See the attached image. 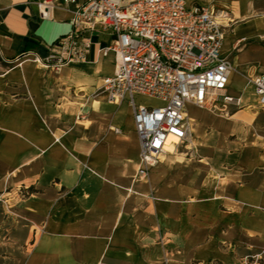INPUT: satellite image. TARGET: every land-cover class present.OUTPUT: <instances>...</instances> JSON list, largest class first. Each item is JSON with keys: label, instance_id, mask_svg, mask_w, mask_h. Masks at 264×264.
Here are the masks:
<instances>
[{"label": "crops", "instance_id": "crops-1", "mask_svg": "<svg viewBox=\"0 0 264 264\" xmlns=\"http://www.w3.org/2000/svg\"><path fill=\"white\" fill-rule=\"evenodd\" d=\"M41 1L0 0V264H264V109L249 84L264 74V0H186L225 11L241 104L189 106V140L142 179L132 109L99 92L109 37L58 73L24 56H46L86 0H52L48 20Z\"/></svg>", "mask_w": 264, "mask_h": 264}, {"label": "built area", "instance_id": "built-area-1", "mask_svg": "<svg viewBox=\"0 0 264 264\" xmlns=\"http://www.w3.org/2000/svg\"><path fill=\"white\" fill-rule=\"evenodd\" d=\"M54 7L52 0L39 2L40 18L50 19ZM225 16L215 6H190L186 0H86L73 11L71 31L50 44L46 56H24L58 73L87 62L96 36L109 37L98 54L114 56L116 70L103 79L99 92L132 109L140 145L137 178L142 179L189 140V106L227 113L229 106H240L228 92L233 63L222 53ZM249 84L264 109V74ZM139 96L163 104L146 105Z\"/></svg>", "mask_w": 264, "mask_h": 264}, {"label": "rangeland", "instance_id": "rangeland-1", "mask_svg": "<svg viewBox=\"0 0 264 264\" xmlns=\"http://www.w3.org/2000/svg\"><path fill=\"white\" fill-rule=\"evenodd\" d=\"M64 68L60 71L62 72ZM138 101H141L142 103L146 105H151V106H159L163 104V101L161 99H154L150 97H144V96H139L137 97Z\"/></svg>", "mask_w": 264, "mask_h": 264}]
</instances>
